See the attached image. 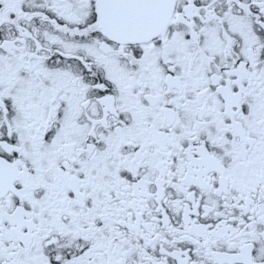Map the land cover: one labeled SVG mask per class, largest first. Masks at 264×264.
Here are the masks:
<instances>
[{
    "label": "snow or ice",
    "instance_id": "obj_1",
    "mask_svg": "<svg viewBox=\"0 0 264 264\" xmlns=\"http://www.w3.org/2000/svg\"><path fill=\"white\" fill-rule=\"evenodd\" d=\"M0 264H264V0H0Z\"/></svg>",
    "mask_w": 264,
    "mask_h": 264
}]
</instances>
